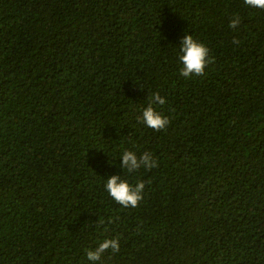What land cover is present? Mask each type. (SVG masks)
Returning a JSON list of instances; mask_svg holds the SVG:
<instances>
[{"label": "trees", "instance_id": "1", "mask_svg": "<svg viewBox=\"0 0 264 264\" xmlns=\"http://www.w3.org/2000/svg\"><path fill=\"white\" fill-rule=\"evenodd\" d=\"M185 34L214 58L202 76L180 74ZM156 92L160 131L138 119ZM124 150L158 166L128 173ZM117 174L145 182L137 207L107 192ZM105 238L98 264H264V9L0 0V264H91Z\"/></svg>", "mask_w": 264, "mask_h": 264}, {"label": "clouds", "instance_id": "2", "mask_svg": "<svg viewBox=\"0 0 264 264\" xmlns=\"http://www.w3.org/2000/svg\"><path fill=\"white\" fill-rule=\"evenodd\" d=\"M244 3L251 8L264 9V0H244ZM240 23L241 19L236 15L230 20L229 27L236 29ZM233 43H239V41L234 39ZM179 46L178 59L182 63L180 74L185 78L202 76L207 65L214 62V58L209 55V48L191 34H185ZM165 103L166 99L158 92L151 94L147 107L143 109L142 115L138 119L155 131L166 129L170 123L169 118L158 112L154 107V105H164ZM121 157L120 166L122 169H126L128 173H133L142 167L151 169L158 166L157 161L148 151L137 155L132 150H124ZM105 188L112 199L119 205L124 208H135L143 199L145 182L141 180L132 185L127 180L121 179L119 174L110 175L106 181ZM119 248L120 245L117 238H105L95 248L87 250V259L91 264H98L109 249L115 253L119 251Z\"/></svg>", "mask_w": 264, "mask_h": 264}]
</instances>
